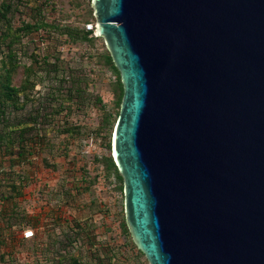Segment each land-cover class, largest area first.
Here are the masks:
<instances>
[{"label": "water", "instance_id": "obj_1", "mask_svg": "<svg viewBox=\"0 0 264 264\" xmlns=\"http://www.w3.org/2000/svg\"><path fill=\"white\" fill-rule=\"evenodd\" d=\"M123 84L111 154L150 264H264V0H91Z\"/></svg>", "mask_w": 264, "mask_h": 264}, {"label": "rangeland", "instance_id": "obj_2", "mask_svg": "<svg viewBox=\"0 0 264 264\" xmlns=\"http://www.w3.org/2000/svg\"><path fill=\"white\" fill-rule=\"evenodd\" d=\"M7 1L19 4L10 13L14 27L33 21L36 6L44 2ZM43 10L48 21L58 19L79 27L93 12L91 0H51ZM5 24L0 19V30ZM22 41L28 45L20 53L17 83L23 78V66H29L33 58L57 62L60 69L37 83L34 101L19 111L11 110L12 116L25 119L39 110L42 117L38 122H29L42 130H32L29 135L45 134L50 143L36 157L31 155L29 161L13 167L7 161L9 155L0 153V169L5 168L11 177L19 172L26 185L16 200L21 214L12 219L7 216L9 201L1 198L7 187L0 183V264H73L74 257L81 264H150L125 230L123 180L105 168L120 111V92L115 89V72L101 62L104 40L73 42L55 28H40L24 35ZM49 93L58 96V101ZM39 100L46 101L42 109ZM17 219L23 225L15 223ZM9 220L14 221L12 226L6 225ZM77 222L86 224V232L79 238L73 237ZM26 229L34 230L32 239L24 238Z\"/></svg>", "mask_w": 264, "mask_h": 264}, {"label": "trees", "instance_id": "obj_3", "mask_svg": "<svg viewBox=\"0 0 264 264\" xmlns=\"http://www.w3.org/2000/svg\"><path fill=\"white\" fill-rule=\"evenodd\" d=\"M43 1L44 2H40V4L36 6V17L33 21H22V24L17 27L13 26L12 15L10 16V13L19 8V4L15 5V2L13 1L8 2L7 0H3L2 4L0 5V19H3L6 23L4 29L0 30V153L4 150L5 155L10 156L8 160L10 167H13L17 163L24 164L26 161H29L28 156L33 153L32 149L35 147V145H42L44 143L48 144L49 142L45 134L35 132L34 134L29 135L32 130H42V128L37 127L36 125L31 126V121L29 122V120L38 122V119L42 117V113H39L38 109L37 114L34 115L32 113L28 119L20 118L19 116H12L11 110L19 111L24 109L30 101H34L32 94L34 93L37 83L44 81L47 76L51 77L50 74L52 72L58 73L60 69L57 62L51 63L47 60V58L43 60L33 58V62H31L29 66H23V78L21 79L20 83H17L15 81L16 73L18 68L22 66L20 53H25L28 45L22 41L24 35L26 36L34 32V30H39L40 28H55L61 35H67L73 42L93 41L97 38L93 35V31L87 30L85 26L87 22L95 20L93 12L86 17L82 27L74 26L72 24H62V22H60L61 20L58 19L48 21V17L43 14V7L51 0ZM103 51L104 52L101 53V62L108 64V66L113 69L116 74L117 81L115 82V89L120 92L119 102L121 104L123 96V84L121 82L120 72L115 66L108 49L106 48V50ZM54 79H58V74H55ZM64 81L65 78L60 79V82ZM73 87L74 86L72 85L68 88V95L70 96H73ZM51 90L55 89L53 88ZM49 95L53 97L52 100L58 101V96H54L53 93H49ZM38 104L39 109H42L44 108L46 101L39 100ZM61 107H63V102L59 103L58 109L61 110ZM44 160L46 161L47 158H44ZM105 168L111 174L114 173L117 177L123 180V177L118 170L112 154L109 156V158H107ZM16 172L17 171L13 172V177H11L9 171L3 172L4 177H2V179L4 178L7 189L1 196L2 198L10 200L22 196L26 185L24 184V178L22 177V174ZM18 208L19 207L17 204L14 205L11 214L12 219L17 218L18 215L21 214V211H19L20 209ZM20 220L17 219L14 221H16L15 223H18L21 226V224L23 225V221ZM14 221L9 220L8 222L11 225L14 223ZM124 224L126 226L125 230L130 234L126 220L124 221ZM73 230L74 237L79 238L81 233L86 232V226L77 223ZM33 237L24 238L32 239ZM72 261L73 264H81L80 259L78 258L74 257Z\"/></svg>", "mask_w": 264, "mask_h": 264}, {"label": "crops", "instance_id": "obj_4", "mask_svg": "<svg viewBox=\"0 0 264 264\" xmlns=\"http://www.w3.org/2000/svg\"><path fill=\"white\" fill-rule=\"evenodd\" d=\"M30 125H32V124H30ZM47 139L49 140V143H50V139L47 137ZM46 145H48V144H46V143H44V144H42V145H35V147H33V153L32 154H30L29 156H28V160H30L31 158H30V156L32 155V156H34V157H36L38 154H36V152H39V150H41L42 148H44V146H46ZM2 152V151H1ZM3 153H4V157H7V155H5V152H4V150H3ZM10 157V156H9ZM45 158V157H44ZM43 158V159H44ZM9 160V159H8ZM7 160V161H8ZM6 162V161H5ZM9 162V161H8ZM5 169V168H4ZM4 169H0V177L2 178V177H4V175H2L3 174V172H4ZM19 181V180H18ZM1 182H3L4 184H6L5 183V180H4V178L2 179V181L0 180V183ZM26 188V187H25ZM24 188V189H25ZM2 196V195H1ZM21 196H19L18 198H20ZM2 198V197H1ZM6 200H8V199H6ZM16 200H17V198H15V199H10V200H8L9 201V205H11V208H10V210L7 212V216L8 215H11L12 214V209L14 208V205H16L17 203H16ZM18 205V204H17ZM69 222L71 221V219H69L68 220ZM78 223V222H77ZM80 224V223H79ZM6 225L7 226H12V224L10 225V223L7 221V223H6ZM81 225H83V226H86V224H84V222H82L81 223ZM14 226V225H13ZM73 229V228H72ZM73 237H74V233H73Z\"/></svg>", "mask_w": 264, "mask_h": 264}, {"label": "built area", "instance_id": "obj_5", "mask_svg": "<svg viewBox=\"0 0 264 264\" xmlns=\"http://www.w3.org/2000/svg\"><path fill=\"white\" fill-rule=\"evenodd\" d=\"M95 25H96V21L95 20L89 21V22H87L85 24L87 30H92L93 31V35H94ZM33 236H35L34 230H29V229L25 230V237L26 238H30V237H33ZM1 241H2V237L0 236V243H1Z\"/></svg>", "mask_w": 264, "mask_h": 264}]
</instances>
